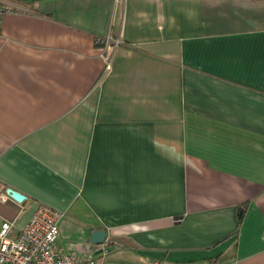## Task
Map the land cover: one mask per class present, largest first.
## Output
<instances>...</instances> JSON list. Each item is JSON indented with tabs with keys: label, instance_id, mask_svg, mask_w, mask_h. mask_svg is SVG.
I'll return each mask as SVG.
<instances>
[{
	"label": "crops",
	"instance_id": "0c3cea01",
	"mask_svg": "<svg viewBox=\"0 0 264 264\" xmlns=\"http://www.w3.org/2000/svg\"><path fill=\"white\" fill-rule=\"evenodd\" d=\"M0 5V226L46 205L85 264H264V0Z\"/></svg>",
	"mask_w": 264,
	"mask_h": 264
},
{
	"label": "built area",
	"instance_id": "2783aa9c",
	"mask_svg": "<svg viewBox=\"0 0 264 264\" xmlns=\"http://www.w3.org/2000/svg\"><path fill=\"white\" fill-rule=\"evenodd\" d=\"M14 10L13 7L0 5V16ZM121 41L119 35L113 37L106 34L97 38L99 57L106 69L110 68L113 52ZM61 217V211L40 205L14 236L11 234L13 223L3 221L0 226V264H85L77 261L73 254L64 252L57 244ZM149 264L160 263L153 260Z\"/></svg>",
	"mask_w": 264,
	"mask_h": 264
},
{
	"label": "water",
	"instance_id": "95a60500",
	"mask_svg": "<svg viewBox=\"0 0 264 264\" xmlns=\"http://www.w3.org/2000/svg\"><path fill=\"white\" fill-rule=\"evenodd\" d=\"M6 192L18 202H21L25 198V196L22 193L12 188H7ZM105 236H106V231L104 229H94L90 233V241L99 244L103 242Z\"/></svg>",
	"mask_w": 264,
	"mask_h": 264
},
{
	"label": "trees",
	"instance_id": "16d2710c",
	"mask_svg": "<svg viewBox=\"0 0 264 264\" xmlns=\"http://www.w3.org/2000/svg\"><path fill=\"white\" fill-rule=\"evenodd\" d=\"M245 210H246V206L244 203L237 206V219H238L237 223H238V225L240 224V222L242 221V219L244 217Z\"/></svg>",
	"mask_w": 264,
	"mask_h": 264
}]
</instances>
